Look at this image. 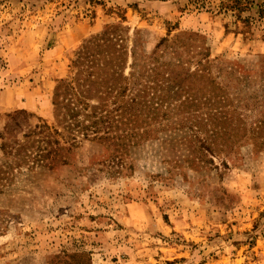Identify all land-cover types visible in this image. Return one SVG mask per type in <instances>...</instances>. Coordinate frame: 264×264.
Masks as SVG:
<instances>
[{
    "label": "rangeland",
    "instance_id": "1",
    "mask_svg": "<svg viewBox=\"0 0 264 264\" xmlns=\"http://www.w3.org/2000/svg\"><path fill=\"white\" fill-rule=\"evenodd\" d=\"M0 0V264H264V0Z\"/></svg>",
    "mask_w": 264,
    "mask_h": 264
},
{
    "label": "trees",
    "instance_id": "2",
    "mask_svg": "<svg viewBox=\"0 0 264 264\" xmlns=\"http://www.w3.org/2000/svg\"><path fill=\"white\" fill-rule=\"evenodd\" d=\"M233 5H229V7L232 8H236V9H240V10H244L246 8V6L243 3V0H233Z\"/></svg>",
    "mask_w": 264,
    "mask_h": 264
}]
</instances>
